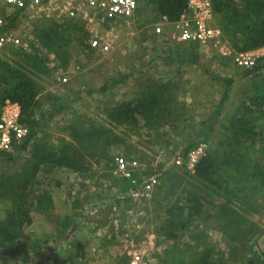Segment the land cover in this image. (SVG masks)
<instances>
[{
	"label": "rangeland",
	"instance_id": "1",
	"mask_svg": "<svg viewBox=\"0 0 264 264\" xmlns=\"http://www.w3.org/2000/svg\"><path fill=\"white\" fill-rule=\"evenodd\" d=\"M65 1H58L57 4L60 7L58 11L47 7L43 10H32L24 13L22 17L15 18L12 26L15 27V32L23 44L14 48L9 46L3 52H0V59L26 73L37 84L39 93L48 90L52 95H57L60 87L57 86L60 85L57 78L60 75L64 76V71L57 61L67 65L68 57L65 53L57 57L46 47L39 45L36 41L35 25L41 24V20L44 19L56 20L57 22L63 20L62 24L71 19L64 12ZM72 1L74 6L76 0ZM96 16H99V18L96 17L95 19L101 20L98 27L101 34H98V30L95 36L107 38L110 45L114 40L113 47L117 50L113 54L109 52L106 55L104 54L105 62L110 63L112 60H117L118 62L114 63L115 65L109 66L118 67L121 78L126 74V71H122L123 68L133 72L136 70L134 73L136 82L137 79L144 78L143 63H133L135 54L136 60H138L142 54L148 52L145 56H142V59L150 54L153 61L158 62L154 66L155 70L165 64V62H161L160 55L157 53V46L152 42L134 40L133 33H136L137 28L136 24H133L134 21L122 20L125 21L122 23L121 20H118L120 21L118 23L121 24L114 22L109 24L107 21L103 22L101 15L98 13H96ZM217 21L218 23L220 21L218 17ZM149 28L151 31L152 26H149ZM227 34L225 33L226 41L230 38ZM115 36L116 38H114ZM238 44L242 46L240 41ZM160 48L159 46L158 49ZM140 49L142 50L141 53H139ZM197 49L215 52L211 46L206 48L198 46ZM37 57L39 62L42 63H37ZM56 59L58 60L56 61ZM174 66L177 65L174 64ZM210 70L219 77L212 76L211 81L205 83L206 90L214 92V95L210 93L211 99L208 104H203V106L208 105V108L203 109L208 114L213 110V112L217 110L218 114H224L223 117L217 118L215 122L210 121V119H181V112L188 113L190 107L196 113L198 112V107L191 101L194 100L192 88L187 89L186 93L183 94L173 92L172 97L170 96L172 90L168 95H166L167 93L161 94L159 98L170 103V108L166 110V106L163 107L164 109L160 113L161 117L152 127L142 120L134 123V125L111 124L108 119L98 115L99 110L96 109L98 108L96 102L90 106V118L82 116L79 109H76L74 113L65 114L62 112L64 109L62 106V109L55 106L52 115L49 116L47 113L48 100L46 99L48 95L50 96V93L43 94L44 97H41L42 103L39 104L40 109L36 115L40 116L45 113L46 116L44 120L42 119L43 128L37 135V141L32 143L25 152L15 154L16 158L10 156L0 163V233L6 226L8 213L13 209L11 201L7 198L10 197L11 190H13L12 186L23 176L25 169L31 171L30 166L34 162L33 159H35L32 156L34 145H40L41 150L42 146L46 147L48 143L55 145L70 143L74 148L83 151L85 165L82 166V170L74 172L69 167L62 165L44 164L36 177L41 182L38 188L39 195L49 192V190L53 191V189L56 192L58 190L64 191L66 195L63 194L60 199L62 206H65L64 200L68 196L67 201L70 199L73 206L81 208L86 197H93L97 191L107 186V181L113 177V160L116 156H122L126 159H138L144 177L157 170L161 171L165 174L162 182H166V184L162 190L159 189L160 187L157 188L153 196L144 203L145 207L143 209L136 214L131 213L129 217L126 216V223L118 224L119 230L115 234L117 237L108 240L103 238L102 235L96 238H88L83 235V232H79L80 235L70 239V250H72L75 257L72 260L70 259L67 264H87L82 262L88 259L91 260V264H112L110 263L112 256L117 259L114 264H130L135 258H146L148 255L163 260L177 238L182 239L184 246L187 244L197 245L202 250L212 248L215 252V264H253L254 262L264 264V230H257L258 227H264L263 184L261 185V182L255 176L248 175V179L251 180L250 184H247L245 191L237 192L238 197L234 200L229 198L230 194L225 191L224 187L218 189L215 186L216 183L222 184V182L216 179L212 171L210 172L211 176L207 174V176H200L199 172H196L197 165L194 169L187 167L189 154L199 144H205L206 146L205 154L200 157V160L207 155L215 156L219 161V173L222 175L227 176L230 173L229 176H231L235 169L245 166L244 163L238 162L237 164L233 162L235 158H238L236 156L238 147H242L248 153L249 159L252 160L249 163H264V160L258 157L257 149L248 148L244 144L254 132L258 133L264 130V65L250 74L246 69L234 66L221 71L211 68ZM161 76L162 74L152 73L150 78H153L154 86H164L165 90H168L169 87L171 89L176 87L177 79L169 76L161 78ZM221 81H223V84H221ZM212 85L216 87H212ZM154 86L152 92H154ZM157 91L161 92V87H158ZM1 98L0 96V103ZM221 98H224V100L220 101ZM185 115L183 114V117ZM196 122H208L212 128L205 133H197L193 137V126H198ZM92 123L95 128L103 126L110 132L106 134L107 136H103V139L97 145H91L92 148H89V140L84 131L89 130ZM240 127L241 132H238ZM253 128L254 130H252ZM242 133L247 135L241 139L244 135ZM194 142L198 144L187 149ZM233 144L235 145L232 147ZM220 145H225L226 154L223 156ZM229 145L232 147L231 150L228 148ZM177 154L182 157L183 165L175 164L173 158ZM224 158L233 162L231 168L224 165ZM248 173L250 174V171ZM243 194H247L246 196L249 197V205L243 204V199L240 198L244 197ZM36 202L37 199L34 203L30 200L31 208H36ZM224 207L229 210L241 211L242 214L259 226L256 225V230H247L246 234L243 231L231 230L230 226L227 227L228 225L219 220L216 215L217 211ZM177 208H186L184 212H181L182 217L180 220L182 224H186L188 221L186 226L189 232L186 235L168 230L169 224L167 221L169 216L178 215ZM191 208L199 209V214L191 216ZM62 217L63 214L57 209L53 218H56L59 223ZM85 218L87 217L85 216ZM87 219H90L89 221L93 220L92 217ZM91 225L94 227L92 223ZM38 226H41L39 231L48 232L43 224ZM58 227L63 231L64 222L61 221ZM37 232L30 225L20 231L22 237L20 236L17 241L6 243L4 238H0V264H43L40 256L41 248L39 250L35 248L37 243L33 245L32 252L28 251V253L21 245L28 240L33 242L32 234ZM69 235L72 236L71 233ZM60 238L59 236L55 242L65 237ZM254 241L256 246L250 244ZM74 244L75 247L71 249ZM91 246H94L96 251H92ZM105 251L106 255L104 254ZM92 252L95 256L91 255ZM198 252L192 251L189 254L190 258L197 256L195 254ZM51 254H54V252H51ZM80 259L82 260L78 261ZM128 259L130 260L128 261Z\"/></svg>",
	"mask_w": 264,
	"mask_h": 264
},
{
	"label": "crops",
	"instance_id": "2",
	"mask_svg": "<svg viewBox=\"0 0 264 264\" xmlns=\"http://www.w3.org/2000/svg\"><path fill=\"white\" fill-rule=\"evenodd\" d=\"M157 1L158 0H138V10L133 23L136 24L135 26L137 28L136 33H133V38L134 40L138 39L143 42H152L157 46V53L160 55L161 62H165V64L169 66L164 64L155 70L154 66H156L158 62L153 61L150 54L146 56L145 59H142V56H145L148 52L142 54L138 60H136L137 58L135 54L133 63H143L144 73V78L137 79L138 81L136 82L134 77L136 70L133 72L129 69L123 68L122 71H126V74L121 78L119 68L109 66L115 65L114 63H117L118 61L112 60L110 62L112 64L109 62L106 63V59H104L106 53H102L98 49L91 47L90 44L93 38H98V35L95 36L98 30V34H101L100 29H98L101 20L95 19L96 17L99 18V16L94 17L97 13V5L93 3L91 4L89 0H76L74 8L77 9L80 14L75 19L82 21L84 31L71 33L68 37V41L66 42L67 45L65 47V55L68 57V64L64 65L56 59L59 63L58 65L64 71V76L60 75L59 78H66V81H59L60 85L57 86L60 87L57 95H52L48 90L43 91L44 93L38 92L36 104L33 108L35 116L40 109L39 104L42 103V98L44 97L43 94L50 93V96L48 95L46 99L48 100L47 113L49 116L52 115V111H54L56 106L60 109L64 107L62 112L65 114L74 113L76 112V109H79L81 111H78L82 116L84 115L90 118V106L96 102L98 106L96 109L99 110L98 115L108 119L109 113L119 103L136 100L143 94L148 93L149 88L153 86V78L150 77L152 76V73L155 72L160 75L162 74L161 78L169 76L177 79L178 83L176 87L172 89L170 88V90H177V93L181 92L183 94L186 93L187 89L192 88L194 100L192 99L191 101L198 107V112L196 113L195 110H192V107H190L188 113L181 112L182 120L186 118L189 120L210 119V121L215 122L217 118L223 117L222 115L224 114H218L217 110H215V112H213V110L208 114L205 112V109H203L208 108V105L203 106V104H208L211 99L210 93L214 95V92L206 90L205 83L211 81L212 76L215 78L219 77L218 75L213 74L210 68L217 69L218 71L226 70V68L213 60V57L217 56L216 51L213 49L212 50L215 52L205 49L194 50L189 44L172 40L168 35H158L155 31V27L161 23L163 16L159 15L157 11ZM88 15L89 17L87 18ZM101 18L103 22L107 21L109 24L110 22L121 24L118 23L120 21H110L103 15H101ZM156 18H158V21H156ZM62 21L63 20H61V22L58 21V23H62ZM121 22L124 23L125 21L121 20ZM145 24L147 25L144 26ZM149 26H152L151 31ZM169 28V24H166L165 30L169 31ZM114 38H116V36ZM114 44L115 41L113 40L109 53L113 54L114 52H117L113 47ZM159 46L161 47L160 49H158ZM141 51L142 50L140 49L139 53H141ZM54 55L56 54L54 53ZM124 55H126V53H124ZM158 61L160 60L158 59ZM173 63L177 66H174ZM232 66L236 67L234 64ZM46 69L48 70L49 68ZM158 71L160 72L158 73ZM221 82V84H223V81ZM212 87L216 86L212 85ZM223 100L224 98H221L220 101ZM183 114L186 115L183 117ZM45 116V113L40 115L41 118L43 117V120ZM198 123L199 122H196L198 126H193L192 133H205L212 128L208 122H200V125ZM46 145L48 148H58L62 146V144L55 145L51 143ZM107 182L108 185L97 191L93 197H86L81 208L73 206V204L70 203V199L67 201L68 196L66 197V200H64L65 206H62L60 203L62 201L60 199L63 194H65L64 191L58 190L56 192L53 189V191L49 190V192L40 195L37 192L36 208H33L32 213V228L34 231L36 229L38 232L32 234L33 236L31 238L34 240L33 242L28 240L21 244L26 249V252H32L33 245L37 243L41 248L40 256L42 257L43 264H67L70 259L72 260V258L75 257L72 250H70V239L80 235L79 232H83V235L88 238H96L102 235L103 238L108 240L117 237L115 234L116 231L119 230L118 224L126 223L127 218L125 217L131 215L133 205L130 189L127 193H122L114 176ZM125 199H128L129 201ZM57 209L63 214V217L61 218V221L64 222L63 231L58 227V224H60L61 221L58 223L57 219L53 218ZM104 212H106V214H104ZM85 216L87 218L92 217L93 220L89 221L90 219L88 220ZM90 222L94 227H92ZM40 224H43V227L48 230L47 233L39 231L41 226L38 225ZM257 230L262 231L264 230V227H258ZM70 233L72 236L69 235ZM59 236L65 238H60L61 240L55 242ZM255 239L257 241V237ZM46 242L48 243L46 244ZM250 244L254 245L255 241ZM74 247L75 244L71 249ZM91 250L96 251V248L91 246ZM51 252H54L55 255L51 254ZM104 254L106 255V251ZM91 255L95 256L93 252ZM81 260L82 259L78 261ZM129 260L130 259H128V261ZM90 261L91 260L88 259L82 263L91 264ZM114 261H117V259L112 256L110 263L114 264Z\"/></svg>",
	"mask_w": 264,
	"mask_h": 264
},
{
	"label": "trees",
	"instance_id": "3",
	"mask_svg": "<svg viewBox=\"0 0 264 264\" xmlns=\"http://www.w3.org/2000/svg\"><path fill=\"white\" fill-rule=\"evenodd\" d=\"M186 4L187 0H158L157 11L159 15L167 17L169 21H175L186 9ZM214 10L216 16L220 20L218 24L222 30L224 39L226 41L227 37H225V33H228L227 35H229L230 38L226 42H228V45L233 50L248 51L264 47V0H214ZM156 21H158V18H156ZM40 23L41 24L35 25L37 43L46 47L58 57L65 53L66 42L68 41L70 34L84 31L82 21L75 18L68 19L63 22V24L51 19L41 20ZM239 41L242 43V46H239ZM189 45L194 50H197L198 48V45L196 44ZM213 60L220 63V65L226 69H230L233 65L231 58L217 55L213 57ZM36 61L37 63H42L39 62L38 57ZM263 65L264 60L260 61L258 66L254 69L246 70L248 71V74H250L251 72L262 68ZM153 86L149 88L148 93L143 94L136 100L119 103L109 113V122L116 125H134V123L142 120L148 126L152 127L161 117L160 113L164 109L163 107L166 106V110H169L170 108V103L166 102L165 99L162 100V98H159L161 94L167 93L166 95H168L170 87L168 90H165L164 86H154V92H152ZM158 87H161V92L157 91ZM173 92L177 94L178 91L172 90V92H170L171 97ZM37 95V84L32 81L26 73L0 59V96L2 97L0 105L7 99L20 103L24 116L23 122L31 127V134L24 142L23 146L16 150L14 154H0V163L10 156L16 158L17 156H14L15 154L23 151L25 152L32 143L37 141V135L40 133L43 123V117H39L38 121L34 118L35 114L33 108L36 104ZM252 130H254V128ZM239 131L241 132V127L238 129V132ZM108 132L110 131H108L107 128L103 126L95 128L92 123L90 129L84 131L85 136L89 140V148H92L91 145H97V143L103 139V136H107L106 134ZM243 134L244 133H242V135ZM192 135L194 137L197 133L194 132ZM246 135L244 134L241 139L246 137ZM196 144L198 143H192V146H188L187 149L192 148ZM244 144H246L248 148L251 147L257 149L258 157L264 160V130L259 131L258 133L254 132ZM234 145L235 144H233L232 147ZM220 146L222 147L223 156L226 154L225 145ZM42 147L43 148L40 150V145H34V153L32 156H34L35 159H33L34 162L31 163V171L25 169L23 176L12 186V189L15 191L11 190L10 197H7L11 201L13 209L8 213L9 216L6 226L0 233V238H4L6 243L20 239V236L22 237L20 231L26 229L33 223V208H31L29 202L32 200L34 203L37 199V192L39 191L38 188L41 182H39L36 177L40 172L42 165H62L69 167L74 172L81 171L83 168L82 166L85 165V157L82 155L83 151L74 148L70 143H64L58 148ZM232 147L231 145L228 146L230 150ZM38 149L39 152L37 153ZM236 151V156L238 158H235L233 162L237 164L238 162L244 163L245 166L243 168L235 169L231 176H229L230 173L227 174V176L219 173V161L212 155H207L202 158L196 166V172H199L200 176H211L210 172L212 171L216 179L219 180V182H222V184L214 183L215 186L218 189L224 187L225 191L230 194L229 198L234 200L238 197L237 192L245 191L247 189V184H250L251 180L248 179V175L255 176L256 179L261 182L260 184H263L262 186H264V163H249V161L252 160L249 159L248 153L245 152L242 147H238ZM223 160L226 167H232L233 162H230V159L224 158ZM248 171H250V174ZM164 175L165 174L162 173L161 181L158 186L160 187V190H162L166 184V182H162L164 180ZM114 179L122 193H127L129 191L131 187L130 180L117 177H114ZM158 187H156L154 193L157 191ZM243 195L244 197H240L243 199V204L249 205V197L246 196L247 194ZM177 209L178 215L169 216L167 221L169 224L168 230H172L173 233L181 232L182 235H186L189 232L187 231L188 228L186 226L188 221L186 224L180 222L182 217L181 212H184L186 208ZM191 212V216H194L195 214H199V209L191 208ZM216 215L219 220L228 225L227 227L230 226L231 230L243 231L246 234L247 230H256L257 228L256 223L242 214L239 210H229L224 207L220 208ZM182 242V239L177 238L176 242L169 248L166 257L162 261L166 264H215V252L212 248L202 250L197 245L187 244L184 246ZM37 247L40 249L39 245L35 248L37 249ZM192 251L199 252L195 254L197 256L190 258L189 254ZM253 264H258V262H254Z\"/></svg>",
	"mask_w": 264,
	"mask_h": 264
},
{
	"label": "built area",
	"instance_id": "4",
	"mask_svg": "<svg viewBox=\"0 0 264 264\" xmlns=\"http://www.w3.org/2000/svg\"><path fill=\"white\" fill-rule=\"evenodd\" d=\"M59 0H0V52L9 46L20 47L23 43L12 26L15 18L22 17L24 13L32 10L50 8L59 10ZM97 5V13L111 21L131 20L134 21L138 0H91V4ZM64 12L70 18H77L79 11L74 8L72 0H66ZM96 15H94L95 17ZM89 15L87 16V18ZM169 24V31L165 30ZM158 35H168L172 40L185 44H196L200 48L211 46L217 55L231 58L236 67L252 70L264 60V47L248 51H235L225 41L217 16L214 10V0H187L186 9L181 16L170 22L163 16L162 21L155 27ZM91 47L102 53H107L111 45L107 38H95ZM66 81V78H58ZM40 116L34 118L38 121ZM20 103L11 99L5 100L0 105V154H14L23 146L31 134V127L24 122ZM205 144H199L189 154L187 167L194 169L205 154ZM176 165H183L180 155L174 156ZM112 175L117 178L128 179L131 182L130 195L132 200L131 212L136 214L145 207L144 203L149 200L156 187L159 186L162 173H154L144 177L141 163L136 158L126 159L116 156L113 160ZM130 264H166L154 256L135 258Z\"/></svg>",
	"mask_w": 264,
	"mask_h": 264
}]
</instances>
